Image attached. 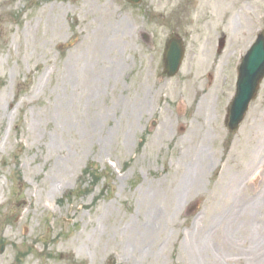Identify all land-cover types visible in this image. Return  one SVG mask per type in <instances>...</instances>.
<instances>
[{"label": "rangeland", "instance_id": "1", "mask_svg": "<svg viewBox=\"0 0 264 264\" xmlns=\"http://www.w3.org/2000/svg\"><path fill=\"white\" fill-rule=\"evenodd\" d=\"M160 1L0 0V264L264 261V81L224 124L264 0H181L192 17L169 30L227 45L193 43L175 78L137 46L163 30Z\"/></svg>", "mask_w": 264, "mask_h": 264}, {"label": "water", "instance_id": "2", "mask_svg": "<svg viewBox=\"0 0 264 264\" xmlns=\"http://www.w3.org/2000/svg\"><path fill=\"white\" fill-rule=\"evenodd\" d=\"M138 3L140 0H129ZM182 51L177 44L172 43L167 53L166 70L169 76H174L181 64ZM264 78V37L259 36L255 45L245 56L239 70L237 91L231 106L229 128L236 130L243 121L249 103L255 98L259 84ZM202 201H197L190 206L191 215L198 213ZM2 251V250H1Z\"/></svg>", "mask_w": 264, "mask_h": 264}, {"label": "flooded vegetation", "instance_id": "3", "mask_svg": "<svg viewBox=\"0 0 264 264\" xmlns=\"http://www.w3.org/2000/svg\"><path fill=\"white\" fill-rule=\"evenodd\" d=\"M160 3L164 4V13H161V19L164 21H162V26L161 28H163V30H159V31H148V30H138V34H137V38H138V44L137 46H141L143 47L145 52H149L150 49L157 50V53L159 54V58L161 59V62L164 61V52L166 50L167 47V43L169 41V39H181L183 42V45H185V47L188 49H190L191 45H193V43L195 44V49L198 51V46L201 45L203 48L202 52L204 53H208L211 50L214 51L216 54H221L224 52L225 47H226V43L223 44V49L221 50V37L217 38V39H211L209 35H205V36H197L195 34L194 30H184L181 31L179 28L174 27L173 29H168V25L170 23V20H172L175 17H178L184 10L182 9V2L181 0H161ZM131 8H135L134 5H129ZM192 15V14H191ZM190 14L188 16H191ZM168 18L170 20H168ZM165 28V29H164ZM162 35L163 37V44L160 43L157 47H155V39H156V35L158 36ZM226 41V39H225ZM206 49V50H205ZM190 52V51H189ZM145 56H148L147 54H145ZM151 56L149 53V60H150ZM196 59V54L194 55L192 62H194V60ZM162 80V78L160 79V81Z\"/></svg>", "mask_w": 264, "mask_h": 264}, {"label": "bare ground", "instance_id": "4", "mask_svg": "<svg viewBox=\"0 0 264 264\" xmlns=\"http://www.w3.org/2000/svg\"><path fill=\"white\" fill-rule=\"evenodd\" d=\"M262 262H264V261H263V258H258V259L256 260L255 263H257V264H261Z\"/></svg>", "mask_w": 264, "mask_h": 264}]
</instances>
